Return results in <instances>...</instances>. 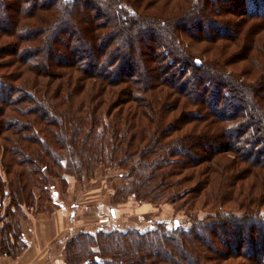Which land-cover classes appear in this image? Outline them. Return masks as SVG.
<instances>
[{
	"label": "trees",
	"instance_id": "1",
	"mask_svg": "<svg viewBox=\"0 0 264 264\" xmlns=\"http://www.w3.org/2000/svg\"><path fill=\"white\" fill-rule=\"evenodd\" d=\"M46 1L0 0V254L15 259L21 252L14 256L12 248L27 247L14 215L23 211V205H32L34 187L46 186L51 168L57 172L53 176H63L64 181L71 168L74 176L95 169L98 159L122 161V156H133L135 166L126 177H141L138 189L146 185L148 191L150 182L166 184L175 187L167 199L176 200L190 193L196 199L208 186H224L212 203L223 212L194 219L189 227L173 223L171 230L161 222L146 231H101L100 249L85 255L78 242L69 249L72 257L67 264H206L205 260L214 262L206 253L215 240L225 248L213 249L223 259L244 257L264 264V0H224L220 8L207 7L211 0H168L178 5L167 22L149 11L153 3L146 0H101L98 6L92 0H51L45 5ZM103 10L117 15L107 21ZM224 13L246 19L217 22L215 17ZM37 16L42 28L36 26ZM171 26L190 32L191 40L213 45L201 47L211 63L166 34V40L142 52L153 64L135 71L127 57L133 48L121 35L130 32L137 40L146 32L154 40L153 29L169 32ZM66 27L76 33L79 44H73L69 29L64 34L71 38L69 43L51 46L56 32ZM33 38L36 44L18 52L22 40ZM116 39L128 48L127 55L114 53L120 45L98 49ZM214 48L220 49L217 56L211 53ZM243 61L255 70H243ZM102 108L114 113L110 126L102 123ZM87 142L86 151L74 149ZM245 164L250 170L242 176ZM249 173L255 176L253 191L231 200L235 182ZM185 185L187 189H178ZM231 201L242 213L224 214L228 210L224 205ZM83 235H89L91 243L97 241L84 232L77 237Z\"/></svg>",
	"mask_w": 264,
	"mask_h": 264
},
{
	"label": "rangeland",
	"instance_id": "2",
	"mask_svg": "<svg viewBox=\"0 0 264 264\" xmlns=\"http://www.w3.org/2000/svg\"><path fill=\"white\" fill-rule=\"evenodd\" d=\"M49 1L47 0L44 2L45 5L49 4ZM101 0H95V2L92 0L93 3H95L97 6ZM147 2L153 3L151 6V10L156 15L160 16V20H164L167 22L168 18L171 17V13L177 9H174V6L178 5V1L169 2L168 0H146ZM216 1V3H215ZM244 2V0H243ZM124 5L125 2H120ZM210 5L207 3V7L212 8L213 6H218L219 8L224 6L226 3L224 0H211L209 1ZM212 3V6H211ZM202 5V4H201ZM241 6V4H240ZM54 5H51L50 8H47L45 10H38L36 14H40L43 11H48L52 9ZM99 7L102 8L100 5ZM131 8L126 6L125 4V10L129 11ZM187 10V9H186ZM227 9H224V11ZM196 11V9L194 10ZM137 12L141 13V10H137ZM101 14L107 17V21H110V15H117L115 12H108L107 10L101 11ZM92 15V11L89 10L87 16L89 17ZM120 15V14H118ZM237 15H228L224 13L221 17H215L219 18L218 21H230L232 19L235 22H239L241 19H246L244 17H236ZM91 17V16H90ZM184 17H181L182 19ZM105 19V18H102ZM210 19V18H209ZM40 17L37 16V27L42 28V23L39 22ZM172 20V18H170ZM199 20V19H198ZM210 20H213L212 18ZM24 21V19L22 20ZM156 21V20H155ZM205 21V20H203ZM249 23H255L256 25L262 23L261 21H255L252 22L248 20ZM111 22V21H110ZM108 22V24H110ZM213 22H216V20H213ZM260 22V23H258ZM155 23V22H152ZM170 23V22H169ZM183 23V22H182ZM199 24L201 26V29L204 30L205 23ZM264 23V20H263ZM232 25V23L230 22ZM162 26L161 21L158 23ZM230 25V26H231ZM40 28V29H41ZM193 28V27H192ZM70 28L66 27L65 30L62 32L59 30L57 33V39L53 40L51 43V46L55 45L58 47L59 44L63 45V43H69L71 41V38L68 39L66 35H64ZM237 30L240 29V27L236 28ZM171 30V31H170ZM262 29H256L257 32H260ZM70 32H73L71 29ZM69 32V33H70ZM168 32V31H167ZM163 31L162 28H155L151 31L153 34V39H149V37L146 35L145 32L144 36L140 39L135 40L134 37H132V34L128 32V34L124 33L122 34V31L118 34H122L121 37L125 42L129 41L131 47L133 48V54L127 56L128 59L133 60L134 64L132 68H135V71L140 72L142 70L143 66H146L148 62L152 65L153 59H150L148 61V55L143 56L142 52L146 53L147 48L146 46L152 45V43L159 44L163 40H166V34H172L175 38L177 37V43H179L184 48H190L189 52H194V56L199 57L206 62L211 63V57L209 53L201 52V47H213L211 44H204L203 40H191L189 38L190 35L187 33H190L188 31H181V27L175 28L174 26H171L169 29V32ZM202 32V31H201ZM193 34V33H192ZM264 34V32H263ZM74 38L73 44H79L76 39V33L73 32L72 34ZM199 36L202 35V33L199 32ZM35 38L38 37V34L34 36ZM29 40V42H26L22 40L23 42L20 43V46L18 48V52L20 50L23 51L27 49L28 47L36 44V40ZM201 38V37H200ZM119 41V39H116L115 41L112 40V42L109 41L108 44H105L98 46V49L102 51L104 48L109 49L112 47V44L114 47L117 45H120L121 48L115 49L116 55H119V57L125 56L128 54L126 46L121 45V43L116 42ZM116 42V43H114ZM264 43V42H263ZM262 43V44H263ZM94 43L92 42L90 45L91 49L93 50V53L96 54V46L95 49H93ZM111 45V46H110ZM36 46V45H35ZM108 46V47H107ZM80 50L83 49L85 54L89 55L88 49L84 48L83 45L79 46ZM103 47V48H101ZM129 47V45H128ZM199 51V52H196ZM219 50L217 48H214L211 53L214 52L216 56L219 54ZM149 53V52H147ZM181 56V55H179ZM183 57V56H181ZM142 60V61H141ZM243 70L246 71L249 70H255V67L252 66L248 61H243ZM238 69H242L241 65L238 64ZM112 76H115L111 74ZM251 84V82H250ZM90 86L89 84H87ZM89 96V95H88ZM88 96L85 94L86 99H89ZM87 103L86 105H88ZM84 112H94V110H90L87 108L83 109ZM104 112H101L100 117H104L102 119V123H106L109 126L111 125L110 122H112V116L114 113H109L106 111V109L102 108ZM76 110L72 111L75 112ZM61 112H63L61 110ZM248 112V111H247ZM83 112L81 111V114ZM73 115V114H72ZM96 117L98 114H94ZM74 116V115H73ZM82 117V116H80ZM74 119V118H73ZM79 119V117H77ZM48 120V117L44 119V121ZM88 123L86 124L87 127ZM85 126V125H84ZM89 126V125H88ZM104 127V125L102 126ZM107 132H110L107 127ZM106 132V133H107ZM26 135L28 133H25ZM174 135V134H172ZM84 138L87 137L85 134L82 135ZM96 139L94 140V142ZM126 143L129 142V140L126 138ZM88 142L82 146V149L74 147V149L77 150H87ZM227 158L232 159V156L230 154H225ZM235 157V156H234ZM121 160H109L107 158L98 159L97 164L98 166L95 169H92L89 167L87 170L83 169V174H76L73 176L72 168H71V174H65L67 176L65 177V180H62V177H54L53 174L56 173V170L54 168H51L49 173H53L52 175H47L46 178V186H44V183H42L39 186H35L34 188V198L32 201L31 206H25L23 205V211L20 213H15L14 217L18 220L19 226L22 229L23 233L25 231L29 230V227H31V231L35 230V233H37V236L43 235L45 233L44 226L45 224L48 226H51L53 229V239L54 241L52 244L48 247V252H43L41 254V250L38 252L41 255H38L32 263L34 264H49L50 261H55L57 264H67L68 261L70 262V258L72 257V254L69 253V249L72 248L76 243L81 244L84 247V254H89V250L93 249L94 251H97V249H100L99 240L104 239L102 236H97V233L101 231H120L125 232L129 231L130 229H134L137 231H146L147 229L154 228L157 224L163 222L164 227H166L167 230L172 229V225L175 221H177L178 224H181L182 226L189 227L191 225V221L196 219L197 221L204 219L206 216H220V213L223 211L220 207H214L212 205L213 201L218 200L216 197H218L220 192L224 190V186L219 187L216 185L215 187L208 186L200 191V194L198 198H194L192 193L185 195L183 198H179L176 200H172L173 198L167 199L169 196V193H173L175 191V187H168L166 184L164 185H155L150 182L149 190L147 191L144 186L140 187L138 189L139 183L138 180L141 179V177H133L129 178L126 177L128 174L130 167L135 166L136 159L133 158V156L125 157L122 156ZM125 159V160H124ZM81 164L84 165L85 161L81 157ZM238 160V158H236ZM77 161H75L76 163ZM248 164L244 165L246 168ZM50 169V168H49ZM53 170V171H52ZM250 168H246L244 173H242V176L246 175ZM258 168H256V171ZM2 172V167L0 163V173ZM186 174L187 171H184ZM142 174V173H141ZM139 174V175H141ZM144 176V175H143ZM241 176V175H240ZM213 177H217L216 175ZM35 178V176L33 177ZM218 178V177H217ZM192 180V179H190ZM140 181V180H139ZM196 181L194 178L191 183H188L190 186ZM220 181V180H219ZM218 181V183H219ZM224 181V180H223ZM255 181V176L251 173H249L242 181L235 182V194L231 196V200H240V196H237L238 193H249L253 191V184ZM138 183V185H137ZM152 184V185H151ZM186 186H180L178 189L183 190L186 188ZM242 186V187H240ZM155 188V189H153ZM187 189V188H186ZM260 189V188H259ZM255 190V189H254ZM121 191V192H120ZM245 191V192H244ZM257 191V190H256ZM134 193H137L135 195ZM164 195V196H163ZM9 196L5 199V205H8ZM95 201V202H94ZM68 202L71 204H74L73 208H70L69 215H70V228L68 231H66L63 235L58 238L55 236L58 231L56 230V227L58 229L61 226H64V223H66V219H63L62 221H58V215L56 214L58 208L62 207L63 205H66ZM224 207L228 210L227 212H224V214L228 213H242L240 209H238L239 205L234 203L233 201L228 202L224 205ZM262 211L264 212V205L261 207ZM48 226V227H49ZM70 230V231H69ZM56 232V233H55ZM84 232L87 234H92L91 240L96 239V242H90L88 236L89 235H83L77 237L79 233ZM28 233V232H27ZM29 236V235H28ZM211 238H214L211 234L209 235ZM2 237V234H0V239ZM57 237V238H56ZM82 237V238H81ZM56 238V239H55ZM75 238H78L75 240ZM74 239L73 243H71L68 246V241ZM25 248V247H24ZM38 247L37 249H39ZM213 249H219L223 250L225 252V248L221 245V243H218L217 240L214 242V247L210 250V252L206 253L208 256L212 257L214 259V262H206V264H254V261L251 259H245L244 257H227L223 259V256L218 255L215 250ZM23 251V252H22ZM12 252L14 253V256L18 255L19 252L21 254L17 256V258L13 259V261H16L20 259L24 254L28 252V248L22 249V247L17 246V248H12ZM53 258L54 260H52ZM51 259V260H50ZM195 259V257H194ZM54 262V264H55ZM185 264V263H184Z\"/></svg>",
	"mask_w": 264,
	"mask_h": 264
},
{
	"label": "crops",
	"instance_id": "3",
	"mask_svg": "<svg viewBox=\"0 0 264 264\" xmlns=\"http://www.w3.org/2000/svg\"><path fill=\"white\" fill-rule=\"evenodd\" d=\"M73 206L74 204H71L70 202H68L66 205H63L62 207L58 208L56 212V214L58 215L59 222L60 221L63 222V219H66V223H64V226H61V223H59L60 228L58 229V227H56L55 231H58V233L55 232L56 233L55 236H57L58 238H60V236H64L63 234L66 231H68V229L71 226L69 211H70V208H73ZM48 226L45 224L44 226L45 233L40 236H37V233H35V230L33 233V231H31V227H29V230L25 231L24 233V236L27 242L28 252L16 261H13V259H11L10 257L0 254V264H34L32 263L34 259L45 251L47 253L49 245L52 244V242L54 241L53 229L51 226L49 227ZM38 247L40 248L37 249ZM39 250H41V254L38 252ZM51 259L54 260L53 258ZM54 262L55 261H50L49 264H54ZM55 264L57 263L55 262Z\"/></svg>",
	"mask_w": 264,
	"mask_h": 264
},
{
	"label": "water",
	"instance_id": "4",
	"mask_svg": "<svg viewBox=\"0 0 264 264\" xmlns=\"http://www.w3.org/2000/svg\"><path fill=\"white\" fill-rule=\"evenodd\" d=\"M174 224H175V227H176L178 225L177 221H175Z\"/></svg>",
	"mask_w": 264,
	"mask_h": 264
}]
</instances>
